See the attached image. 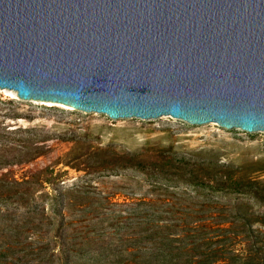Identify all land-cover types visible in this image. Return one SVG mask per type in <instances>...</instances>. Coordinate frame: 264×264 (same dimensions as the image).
<instances>
[{
	"label": "water",
	"instance_id": "1",
	"mask_svg": "<svg viewBox=\"0 0 264 264\" xmlns=\"http://www.w3.org/2000/svg\"><path fill=\"white\" fill-rule=\"evenodd\" d=\"M0 90L264 132V0H0Z\"/></svg>",
	"mask_w": 264,
	"mask_h": 264
},
{
	"label": "rangeland",
	"instance_id": "2",
	"mask_svg": "<svg viewBox=\"0 0 264 264\" xmlns=\"http://www.w3.org/2000/svg\"><path fill=\"white\" fill-rule=\"evenodd\" d=\"M226 175L264 189V132L172 117L111 119L0 90V179L10 184L4 192H31L38 204L32 216L0 204V252L11 249L14 264H52L50 255L63 248L76 253L72 264H157L135 253L143 247L135 238L148 228L137 222L196 219L202 201L218 200L200 184ZM85 187L89 196L71 194ZM225 199L237 195L219 198ZM248 204L255 217L264 212L263 200ZM5 223L10 230H2ZM253 228L264 231L256 222ZM172 229L176 238L180 232ZM42 249L46 258L23 256Z\"/></svg>",
	"mask_w": 264,
	"mask_h": 264
},
{
	"label": "trees",
	"instance_id": "3",
	"mask_svg": "<svg viewBox=\"0 0 264 264\" xmlns=\"http://www.w3.org/2000/svg\"><path fill=\"white\" fill-rule=\"evenodd\" d=\"M26 183L31 182L27 181ZM7 185L10 184H6L1 178V205H12V207L15 206V209L22 207L23 211L30 216L38 213V204L31 192H24L20 195L7 193L4 192ZM200 186L209 188L212 195H217L218 200L212 203L205 199L201 203L202 215L191 220L188 219L190 215H187L182 224L172 220L169 225H151L152 219H147V216L141 218L135 227L147 225L148 228L141 231V233L147 232V235L135 238V246L138 242L143 244V247L135 253L144 254L145 257L148 256L147 259L158 262L157 264H264V231L253 228L255 222L264 227V212H259L258 217H255V213L250 211L248 204L252 198L264 201V189L260 188L256 181H247L233 175L203 182ZM87 190L88 188L85 187L72 191L71 194L74 193L77 197H87L90 195ZM231 195H237V199L234 201L219 200V198H230ZM166 202L170 204L169 201ZM140 204L149 207L152 205L150 201H140ZM62 219L65 221L67 216L62 215ZM1 227L2 230L11 229L7 223ZM172 228L180 232L176 238L173 236ZM10 250L5 249L0 252V264L16 262L15 260L10 262L12 259ZM44 251L45 249H42L40 252H32L23 256L26 258L37 254L40 258H46L47 255L43 253ZM73 252L70 249L66 252L63 248L58 254L52 253L50 255L52 264H55L56 261H60L61 264H72L73 257H77ZM181 258H185V262H181ZM47 263L40 262V264Z\"/></svg>",
	"mask_w": 264,
	"mask_h": 264
}]
</instances>
